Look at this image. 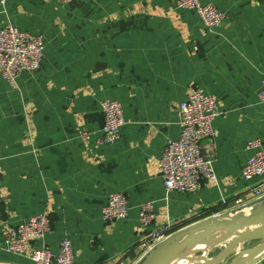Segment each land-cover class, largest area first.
I'll use <instances>...</instances> for the list:
<instances>
[{
	"label": "crops",
	"instance_id": "obj_1",
	"mask_svg": "<svg viewBox=\"0 0 264 264\" xmlns=\"http://www.w3.org/2000/svg\"><path fill=\"white\" fill-rule=\"evenodd\" d=\"M201 1L225 12L219 26L207 28L177 0H6L0 28L10 22L42 35L45 53L41 67L15 83L0 70L2 264H33L7 251L4 238L45 210L51 230L35 245L56 253L69 237L76 264H130L152 230L172 234L204 214L231 212L240 197L250 204L242 168L248 140L264 143V0ZM197 88L220 112L212 122L217 181L204 179L196 192L168 191L165 144L179 137L180 104ZM104 98L122 103L125 122L117 142L98 145ZM117 191L128 198V215L104 221L102 209ZM146 201L156 217L143 230Z\"/></svg>",
	"mask_w": 264,
	"mask_h": 264
},
{
	"label": "built area",
	"instance_id": "obj_2",
	"mask_svg": "<svg viewBox=\"0 0 264 264\" xmlns=\"http://www.w3.org/2000/svg\"><path fill=\"white\" fill-rule=\"evenodd\" d=\"M56 1L69 3L74 0ZM5 3L6 0H0V12ZM177 5L182 9H194L209 29L219 26L226 17L225 12L214 4L203 3L201 0H177ZM44 53L45 43L42 35L20 29L10 22L0 28V70L9 82L15 83L24 71L38 70L42 65ZM259 98L264 102V73L261 78ZM101 108L104 124L95 141L98 145L113 144L121 137V128L125 122L124 108L119 100L112 98H104L101 101ZM219 114L213 96L201 88L191 90L181 102L180 135L176 139H167L161 159L164 186L168 191L196 192L201 188L204 179L217 181L212 122ZM79 135L87 140L92 134L80 129ZM247 148L251 153L243 165L242 177L245 181V189L251 194L252 200L250 204H246L241 197L238 198L231 208L232 211L228 213L248 210L254 204L264 202L263 140L258 137L252 138L248 140ZM1 175L0 162V178ZM128 212L129 201L126 194L117 191L110 194L108 202L102 209V218L104 221H115L125 218ZM155 217L154 202H143L139 213L143 230L153 224ZM169 229L168 226L165 227V230ZM50 230V212L45 210L34 214L6 233L5 248L7 251L28 256L33 264H76L73 243L69 237L61 240L56 253L45 244L35 245L38 240H44ZM169 235L160 230H152L143 242L145 248L140 260ZM140 260L130 264H138Z\"/></svg>",
	"mask_w": 264,
	"mask_h": 264
},
{
	"label": "water",
	"instance_id": "obj_3",
	"mask_svg": "<svg viewBox=\"0 0 264 264\" xmlns=\"http://www.w3.org/2000/svg\"><path fill=\"white\" fill-rule=\"evenodd\" d=\"M253 225H260V228L253 230L251 236H264V202L254 204L247 212L245 210L233 213L223 212L180 228L149 250L138 264H166L184 250L197 247L210 235L234 232L243 235L242 230ZM255 249L264 250V242Z\"/></svg>",
	"mask_w": 264,
	"mask_h": 264
},
{
	"label": "rangeland",
	"instance_id": "obj_4",
	"mask_svg": "<svg viewBox=\"0 0 264 264\" xmlns=\"http://www.w3.org/2000/svg\"><path fill=\"white\" fill-rule=\"evenodd\" d=\"M264 242V236L253 237L251 234L240 235L239 233L226 236L206 251L203 249L189 250L186 255L188 259H183V264H191V261L202 264H233L234 261L242 256L248 258V254L257 246ZM192 256V257H191ZM264 257L261 256L262 259ZM258 259V260H259Z\"/></svg>",
	"mask_w": 264,
	"mask_h": 264
},
{
	"label": "bare ground",
	"instance_id": "obj_5",
	"mask_svg": "<svg viewBox=\"0 0 264 264\" xmlns=\"http://www.w3.org/2000/svg\"><path fill=\"white\" fill-rule=\"evenodd\" d=\"M253 227L254 228H252V229H249L250 227L245 228V230L243 229L242 234L243 235L251 234L253 232V230L260 228V225H253ZM236 233L237 232H234L231 234H236ZM231 234H213V235H210L209 237L204 239L201 244H199L197 247H195L191 250L203 249L206 251L209 247H211L212 245H214L218 242H221L226 236L231 235ZM188 253H189V250H184L183 252L177 254L175 257L171 258L166 264H173V263L174 264H183L181 262V260L188 259V257L186 256ZM263 254H264V250L255 249L248 254L249 256L247 259H244L245 257L242 256V257L236 259L233 264H249L251 261L256 260L258 257L262 256ZM188 263L189 262H187L186 264H188ZM191 264H202V263H196L195 261H191Z\"/></svg>",
	"mask_w": 264,
	"mask_h": 264
},
{
	"label": "trees",
	"instance_id": "obj_6",
	"mask_svg": "<svg viewBox=\"0 0 264 264\" xmlns=\"http://www.w3.org/2000/svg\"><path fill=\"white\" fill-rule=\"evenodd\" d=\"M207 215H209V214H204V215H202L201 217L202 218H204V217H206ZM181 227V226H180ZM177 229H179V227L178 228H175V230H177ZM174 231V230H173Z\"/></svg>",
	"mask_w": 264,
	"mask_h": 264
}]
</instances>
